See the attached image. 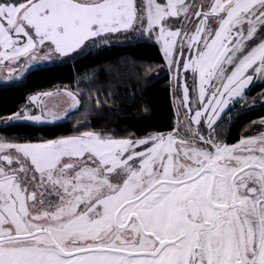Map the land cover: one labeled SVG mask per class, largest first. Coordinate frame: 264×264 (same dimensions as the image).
<instances>
[{
    "label": "snow or ice",
    "instance_id": "obj_1",
    "mask_svg": "<svg viewBox=\"0 0 264 264\" xmlns=\"http://www.w3.org/2000/svg\"><path fill=\"white\" fill-rule=\"evenodd\" d=\"M129 30L159 42L188 124L178 112L144 137L0 135V264H264V131L215 135L264 79V0H0V68L20 75ZM82 92L57 89L59 113L43 102L54 93L34 94L37 111L5 125L57 120Z\"/></svg>",
    "mask_w": 264,
    "mask_h": 264
},
{
    "label": "trees",
    "instance_id": "obj_2",
    "mask_svg": "<svg viewBox=\"0 0 264 264\" xmlns=\"http://www.w3.org/2000/svg\"><path fill=\"white\" fill-rule=\"evenodd\" d=\"M171 72L159 44L145 37L125 44H97L71 61L36 66L23 79L0 84V119L27 104L37 91L66 87L80 95L81 103L67 118L50 124L16 121L0 123V132L21 139H52L84 131H104L117 137H144L176 127ZM264 90V82L247 90L244 105L234 102L217 121L215 135L228 144L249 134L253 123L264 117V104L249 101ZM99 93L97 106L89 97ZM108 93V95H105Z\"/></svg>",
    "mask_w": 264,
    "mask_h": 264
},
{
    "label": "rangeland",
    "instance_id": "obj_3",
    "mask_svg": "<svg viewBox=\"0 0 264 264\" xmlns=\"http://www.w3.org/2000/svg\"><path fill=\"white\" fill-rule=\"evenodd\" d=\"M139 37H145V38H148L147 35H144V36H140L138 35L135 31L133 30H129V31H121L117 34H110V35H106L103 37L102 40L100 41H97L95 44H93L92 42H86L85 46H82L81 49H78L76 50L75 52L73 53H69V54H66V55H59L57 53H53L51 55V58H48V59H44V60H40V61H36V62H33L28 68H26L22 74L20 75H15V74H10L6 68H0V84H3V83H13L14 81L16 80H21L25 77V75L32 69L36 68V66H45V65H48V64H55V63H59V62H68V61H71V59H73L75 56L77 55H81L82 53H85L89 50H91L93 48V46L101 43V44H116V43H122V44H125L129 41H132V40H135V39H138ZM149 39V38H148ZM150 40V39H149ZM151 40H154V39H151ZM155 41V40H154ZM157 42V41H156ZM159 44V42H157ZM160 46V44H159ZM47 49H43V51H46ZM185 55H187V53H185ZM7 63V62H5ZM21 64L23 63V60L20 62ZM13 68L15 69H19L20 67V64H13L12 65ZM167 69L169 71V68H168V65H167ZM170 72V71H169ZM171 75H172V80L174 78V74L171 72ZM189 76H191V73L189 72ZM264 82V79L260 78V77H256L247 87L246 91L243 93L244 97H246L245 99H237L235 100L234 102H238V106H242L244 105V102L248 99V95H247V90H249L252 86H254L255 84L257 83H262ZM62 88H66V87H63V86H60V87H56L54 89H51L49 91H45V90H41V91H37L36 93H33L31 95L28 96V99H27V106L32 110L33 113H35L37 111V108L33 107V104L29 101V97H31L32 95L34 94H37V93H47V92H52L54 93V95L52 96H47V97H44V104L47 105V107L50 109V110H53V111H56L57 113H59L60 111H63L66 107L65 105V97L63 95H59V94H55L56 93V90L57 89H62ZM69 89V88H67ZM71 90V89H69ZM73 92H75L74 90H71ZM264 92V90H262L261 92H259L255 97H253L251 99V101H249V103L253 104V102H255V105L258 104V103H263L264 104V96L261 95V93ZM174 106L176 107V117H177V113L179 112L181 114L180 116V119H179V124L181 127H186V125L188 124V119H187V116L184 115V109L182 107H178V102L176 101L175 97H174ZM234 102H232L229 106V108L231 106H233ZM78 108V106H77ZM76 108V109H77ZM228 108V109H229ZM227 109V110H228ZM75 110V109H74ZM226 110V111H227ZM73 112V110H68L65 115L63 116H59V118L57 120H52V119H47L45 121H39V122H35V121H27V120H24L23 122H31V123H35V124H50V123H57V122H60L64 119L67 118L68 114ZM222 117V115H221ZM5 118L4 117L3 119H0V123L1 124H5ZM220 118V117H219ZM218 118V119H219ZM178 119V117H177ZM259 120L260 119H257L255 121V123H253V127L250 129V133L249 134H246V135H251V134H256L257 132L259 131H264V126H262L260 123H259ZM12 123V122H11ZM176 126H177V121H176ZM204 131L206 132L207 129L204 128ZM167 131H165L166 133ZM0 135H3L1 132H0Z\"/></svg>",
    "mask_w": 264,
    "mask_h": 264
}]
</instances>
